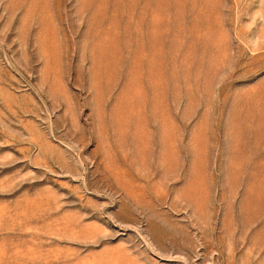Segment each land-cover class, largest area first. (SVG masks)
Here are the masks:
<instances>
[{"label": "rangeland", "instance_id": "374dc122", "mask_svg": "<svg viewBox=\"0 0 264 264\" xmlns=\"http://www.w3.org/2000/svg\"><path fill=\"white\" fill-rule=\"evenodd\" d=\"M0 264H264V0H0Z\"/></svg>", "mask_w": 264, "mask_h": 264}]
</instances>
